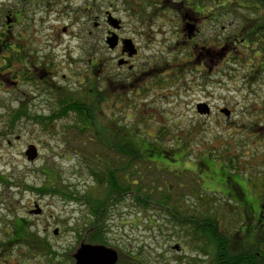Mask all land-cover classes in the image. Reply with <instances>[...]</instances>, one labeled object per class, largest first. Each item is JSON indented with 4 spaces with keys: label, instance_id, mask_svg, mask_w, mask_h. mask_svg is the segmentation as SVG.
Returning <instances> with one entry per match:
<instances>
[{
    "label": "rangeland",
    "instance_id": "1",
    "mask_svg": "<svg viewBox=\"0 0 264 264\" xmlns=\"http://www.w3.org/2000/svg\"><path fill=\"white\" fill-rule=\"evenodd\" d=\"M156 1L160 6L154 8L155 16L147 23L146 15L143 19L137 9L124 6L128 0L59 3L55 16L58 41L63 40V49L71 52L75 62L71 70L85 67L91 58L101 57L106 62L105 77L113 75L119 54L107 45L108 26L102 22L104 25L96 29L93 13L86 10L93 5L96 14L97 6L103 3L105 10L113 7L114 15L122 21L124 28L120 34L137 41L141 50V57L135 62L137 65H153L154 61L162 59L172 66L168 69L171 74L168 89H164L167 99L154 104H149L150 99L138 101L136 107L132 106V112L123 114L121 111L117 116L107 111V106L104 112L102 106L95 110L93 120H106L112 125V134L119 136L121 144L131 140L142 152L150 153L127 174L133 190L159 207L167 205L164 212L145 211L131 202H123L110 211L105 226L109 229L107 238L112 245L109 248L118 252L121 249L122 254L128 253L145 264H179L181 258H185L182 264H196L194 259L199 258V253L188 246L187 229H182L169 214L172 209L211 214L219 220L222 229L233 234L240 231L246 246L254 244L259 229H264L262 57L253 58L251 51L235 43L234 33L243 23L233 13L225 20L219 17L208 21L210 16L207 17L205 11L206 15L201 16L203 21L200 23L204 24L200 26V32L194 30L193 37L197 34L194 41L184 44L187 37L181 35L177 0L171 3ZM230 1L226 0L227 3ZM59 5H69L72 11L63 16ZM80 9L84 10L80 12ZM250 21L245 19L243 25H249ZM64 27L68 28L67 33H64ZM224 50L233 53L226 58ZM194 51L197 57H194ZM209 51L213 52L209 54ZM211 55L216 57L214 62H209L207 67L201 66L198 60L208 61ZM176 70H180L179 79L174 75L178 74ZM73 82H77L75 77ZM93 88L90 85L88 92ZM210 94L212 114L201 116L197 104L204 102L203 98ZM61 108L57 105L55 112H51L57 116L50 124L52 133H48L40 131L41 126L33 128L34 123L29 121H14L13 124L9 118L10 106L0 105V251L3 243L5 252L7 249L10 252L6 264H49L50 249L57 254V257L53 256L52 264H68V261L75 264L73 257L85 243H81V235L77 232L80 229L76 228L83 224L85 217L89 224L95 220L94 214L87 213L93 211L94 202L90 200L94 197L102 200L107 196L105 186L96 184L94 173H104V164L110 154L95 146L94 141L99 135L89 131L84 134L76 128L75 114L58 117ZM225 108L232 111L229 119L225 114L220 115V110ZM136 112L138 116L133 114ZM143 118L149 122H140ZM92 125L96 126L93 121ZM31 129L37 131L31 133ZM160 129L165 132L159 134ZM159 137L162 142L158 141ZM29 145L38 148L39 158L35 162H29L25 155ZM230 160L235 162L236 171L228 169ZM52 172L63 186L69 188L70 194L67 193H74L76 197L64 198L57 192L37 194L32 190L54 182L52 177L46 180L43 175L50 173L53 176ZM36 205L42 210L39 215L32 213ZM18 218L32 223L30 231L44 239L46 247L32 250L30 245H24V238L15 236L13 229L20 227L16 225ZM135 219L138 223L134 227L127 224ZM57 229L59 234L55 235ZM27 238L32 241L33 236L27 234ZM18 240L23 242L8 247Z\"/></svg>",
    "mask_w": 264,
    "mask_h": 264
},
{
    "label": "flooded vegetation",
    "instance_id": "2",
    "mask_svg": "<svg viewBox=\"0 0 264 264\" xmlns=\"http://www.w3.org/2000/svg\"><path fill=\"white\" fill-rule=\"evenodd\" d=\"M70 1L0 0V105L4 107L10 106L9 118H11L12 123L13 121H29L34 123L33 128L41 126L40 131L52 133V125L50 124L53 118L56 117V113L51 112H55V106L57 105H70L76 102L85 105L89 102H98L100 107L102 106L101 109L103 112L108 108L107 111L117 116V114L122 112L123 114L128 111L129 113L132 112V106L136 107L138 101L150 99L149 104H154L162 99H167V95L164 94V89H168L169 76H171L168 69L172 66L167 65L169 63L167 62L166 64V61L162 59L160 62L154 61L153 65L150 63H148V66L146 64L137 65L135 62L141 57V50L136 43L137 41L133 40L137 54L131 57L124 43V40L129 39L120 34L124 28L122 21L118 19L121 21V28L115 32L108 24V18L110 16L116 18L112 11L113 7L105 10L103 3L102 6H97L96 14H94L95 9L93 5L87 7L86 10L93 13V21L96 29H100L104 25L102 22H105L108 26L106 41L112 37L113 33L119 36L118 46L112 50V52L119 54L117 58V69L113 70L115 71L113 75L111 74L109 77H105L106 62L101 57L98 59L91 58L85 67L74 69L75 72L70 69L75 62L71 58L69 49V52L63 49L62 43L64 41H58V27L56 26L55 18L57 5L59 3H69ZM171 1L173 0H164V3H171ZM111 4L114 6V3ZM59 8L63 16H67L72 11L69 5H59ZM83 10L80 9V12ZM178 14V19L182 26L181 31L183 34L181 33V35L184 38L187 37V42L184 44L191 43L197 34H195L194 38L193 34L190 35L187 32L190 28H194L197 33L200 32V26L204 24L200 23L203 21L201 19V16H203L202 11L196 9L187 12L182 6L178 9ZM211 20L213 19L209 17L208 21ZM67 30L68 28L64 27V33H67ZM58 43L60 45L58 46L59 51L57 53ZM211 47L212 45L209 44V48ZM212 52L209 51L208 53L211 54ZM224 52L226 58L233 53L232 50H224ZM192 53L194 57H197L196 51ZM200 56L202 57L204 55L201 54ZM200 56H198V59ZM92 57L95 56L92 55ZM215 58L214 55H211L208 61L198 60V62L201 66L207 67L208 63H213ZM263 62L264 58L261 62L262 66L264 65ZM175 67L179 68V66ZM176 71L178 74L174 73V75L179 79L180 70ZM74 77L77 80L75 83L73 82ZM90 85L94 88L91 92H88ZM95 96L97 98L100 97L94 99ZM203 99L205 100L204 102L199 101L197 104V111L199 105L205 104L211 111L210 115H208L210 117L213 108V102H211L213 99L212 94ZM14 105H16V108H13ZM226 109L232 115V111L225 108L220 110L221 116L224 115L222 111ZM135 110L137 111V109ZM133 114L138 116V112ZM230 117L226 118L229 119ZM39 121H44L49 125L46 126V123L41 124ZM139 121L143 123L149 122L146 118L140 119ZM259 128L261 129L263 127L260 126ZM36 131L35 129L30 130L31 133H35ZM164 132L160 129L159 134H163ZM118 139L119 136H116L114 140ZM116 145L118 146L112 149V151L109 149L107 151L102 148V152L114 154L119 159V143L116 142ZM129 149L133 150L136 148ZM142 153L148 155L147 153L149 152L145 151ZM154 163L157 164V162ZM118 205L108 210L107 224L111 215L110 211L112 209L114 211ZM88 212L92 214L91 211ZM86 223L88 224L89 220ZM128 223L131 227H134L138 221L135 219ZM87 224L86 227L89 229ZM14 244H18V242L8 247L11 248ZM4 249L6 250L5 245L2 243L0 262L3 261V264H6L9 262L10 252L8 249L5 252ZM118 254L120 255L119 252Z\"/></svg>",
    "mask_w": 264,
    "mask_h": 264
},
{
    "label": "trees",
    "instance_id": "3",
    "mask_svg": "<svg viewBox=\"0 0 264 264\" xmlns=\"http://www.w3.org/2000/svg\"><path fill=\"white\" fill-rule=\"evenodd\" d=\"M155 1L156 0H128L124 6H127L129 9H137L142 18L145 15L146 17L148 16L147 18L144 17L145 22L147 23L148 19H153V16H155V14H153L155 11L154 8L160 6V4ZM177 4L178 8L183 6L184 10L187 12L196 9L201 10L203 8V10H201L203 16L206 15L204 14L206 11L209 14L206 16H210L212 19L222 17L223 20H225L229 15H232L231 13L237 16L243 24L245 19H251L250 22L252 23H249V25L242 24L238 31L234 33V35L236 34L235 43L244 46L251 51L253 53V58H256L257 55H261L262 59L264 58V0H242V2L231 0L229 3H227L226 0H177ZM243 52L244 51L240 52V55H242ZM260 67V72L264 73V65L262 66L261 64ZM95 99H97V96H95ZM61 107V114L59 113L58 117H67L69 113H73L76 115L75 120L78 121L76 128L80 129L84 134L89 131L92 133L95 132L96 135H99L96 138L97 140L95 139L94 141L96 147L112 151V149L118 146L116 145V142L119 143V159L116 158V155L110 154L108 156V161L104 164V173H94L96 184L98 183L105 186V191L107 193L105 199L99 200L94 197L90 200L91 202H94L92 214H94L95 220L93 219L90 224H87L89 226V229H87L85 224L87 220L85 217L83 224L78 225L76 228L80 229L77 232L81 235V243L85 242V244H104L105 246H112L107 238L109 229L105 226L108 225L107 210L109 206H114L115 204H121L123 202H131L135 207L141 208L145 211H149V209H157L164 212L167 210V205H160L159 207L158 204H153L151 201L142 198L137 191L133 190V185L127 180V174L129 175V171L134 169L137 166V163L145 161L144 157L146 155H144L138 146L131 140L125 141L123 144H121L122 140H120V138L114 140L118 135L112 134V125H109L106 120H104L105 122H102V120L95 122L93 120L96 108L100 107L98 102L85 105L76 102L70 105H61ZM100 113L102 116L101 111ZM54 119L56 120V117H54L53 120ZM92 121L96 125L95 127H93ZM39 122L41 124L46 123L44 121ZM45 125L48 126V123ZM158 141L162 142V138L159 137ZM134 147L136 149H129ZM234 164L235 162L230 160V164L227 165L228 169L236 171L237 168ZM240 172L241 170H239V173ZM52 174L53 176H51L50 173H43L46 180L52 177L54 182L48 183L47 186L42 187L41 189L32 188V190L37 194H50L57 192L64 198L76 197L74 193L69 195V188L63 186V183H61L57 175L55 176L53 172ZM106 200L107 204H104ZM262 204L264 210V201ZM180 210L181 211L174 208L172 211H169V214L175 217L177 224L181 226L182 229H187L188 237H190L189 241H187L188 246L192 251L199 253V258H196V260L194 259V262L197 261L195 262L196 264H214V262L215 264H264V229L258 228L259 233L256 237L255 243L251 246H246L243 241L244 235L240 231L237 234H233L227 229H222L219 220L211 214L206 215L204 213H196L195 211L186 212L183 209ZM14 221H16V219ZM260 221H262L261 217L259 223ZM17 224H19L20 227L16 226L15 229H13V232L17 238H24V245H30L32 250H40V247H46L44 239L37 237L38 234L35 235L30 231L32 225L30 221L18 218L16 225ZM22 224L23 226H21ZM27 234L33 236L32 241L28 240ZM17 242L22 243L23 241L18 240ZM193 242L195 243L194 246H192ZM119 250L122 252L121 249ZM120 251L119 253H121ZM122 253L120 254V256H122L118 264H145V262L139 261L128 253H126V255ZM47 256L50 258L51 263L49 264H52V258L53 256L57 257V254L50 249ZM208 258H210V260ZM184 260L185 258H181L179 264H182ZM71 261L74 263L73 260ZM69 262L70 261H68V264ZM191 264L194 263L192 262Z\"/></svg>",
    "mask_w": 264,
    "mask_h": 264
},
{
    "label": "water",
    "instance_id": "4",
    "mask_svg": "<svg viewBox=\"0 0 264 264\" xmlns=\"http://www.w3.org/2000/svg\"><path fill=\"white\" fill-rule=\"evenodd\" d=\"M108 24L111 28L114 29L115 32L119 31L121 28V21L110 16L108 18ZM189 34H193L194 28L189 29ZM119 36L116 33L112 34V37L108 39L107 45L111 50H114L118 46ZM127 49L130 52V56H134L137 54V50L135 49V45L132 40H124ZM122 65V63H121ZM198 113L201 116H208L210 115L211 111L209 107L205 104H201L198 106ZM223 114L227 117H230L231 112L229 110H223ZM29 162H35L39 157L38 148L34 145L28 147L25 153ZM33 214L39 215L42 213V210L36 205ZM55 235L59 234V230H55ZM179 250V247H176ZM75 264H118L119 262V254L116 250L103 246V245H91L83 243L77 252L74 255Z\"/></svg>",
    "mask_w": 264,
    "mask_h": 264
},
{
    "label": "bare ground",
    "instance_id": "5",
    "mask_svg": "<svg viewBox=\"0 0 264 264\" xmlns=\"http://www.w3.org/2000/svg\"><path fill=\"white\" fill-rule=\"evenodd\" d=\"M116 205H117V204H115L114 206H116ZM109 207L111 208V207H113V205H112V206H109ZM109 207H108V208H109ZM35 208H36V206H35ZM33 211H34V210H33Z\"/></svg>",
    "mask_w": 264,
    "mask_h": 264
}]
</instances>
